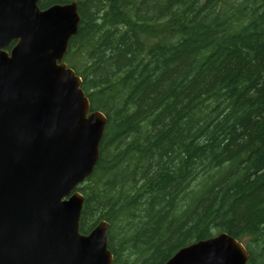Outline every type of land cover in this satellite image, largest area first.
Returning a JSON list of instances; mask_svg holds the SVG:
<instances>
[{
    "label": "trees",
    "instance_id": "obj_1",
    "mask_svg": "<svg viewBox=\"0 0 264 264\" xmlns=\"http://www.w3.org/2000/svg\"><path fill=\"white\" fill-rule=\"evenodd\" d=\"M79 12L65 62L108 119L81 232L109 222L113 264H166L221 232L264 264V0H83Z\"/></svg>",
    "mask_w": 264,
    "mask_h": 264
},
{
    "label": "water",
    "instance_id": "obj_2",
    "mask_svg": "<svg viewBox=\"0 0 264 264\" xmlns=\"http://www.w3.org/2000/svg\"><path fill=\"white\" fill-rule=\"evenodd\" d=\"M39 1L0 0V264H113L109 224L80 234L84 197L76 192L63 201L93 174L108 124L63 62L78 32V4L41 10ZM249 258L222 233L166 264Z\"/></svg>",
    "mask_w": 264,
    "mask_h": 264
},
{
    "label": "bare ground",
    "instance_id": "obj_3",
    "mask_svg": "<svg viewBox=\"0 0 264 264\" xmlns=\"http://www.w3.org/2000/svg\"><path fill=\"white\" fill-rule=\"evenodd\" d=\"M215 1V0H214ZM191 2V1H190ZM204 2V1H203ZM208 3V2H207ZM256 3V2H255ZM180 6V5H179ZM196 6V5H195ZM210 8V7H209ZM208 8V9H209ZM252 8V7H251ZM94 9V8H93ZM207 11V10H206ZM252 11V10H251ZM255 11V10H254ZM116 12V11H115ZM205 18V17H204ZM169 19V18H168ZM201 19V18H200ZM199 21V20H198ZM207 24V23H206ZM152 25V24H151ZM237 25V24H236ZM202 26V25H201ZM208 26V25H207ZM220 26V25H219ZM228 26V25H227ZM150 32V31H149ZM203 33V32H202ZM194 36V35H193ZM213 37V36H212ZM195 38V37H194ZM247 39V38H246ZM252 42V41H251ZM218 46V45H217ZM214 48V47H213ZM248 48V47H247ZM262 54V53H261ZM250 56V55H249ZM258 59V58H257ZM254 60V59H253ZM261 70V69H260ZM117 83V82H116ZM169 100V99H168ZM121 104V103H120ZM121 107V106H120ZM184 110V109H183ZM247 111V110H246ZM195 119V118H194ZM202 141V140H201ZM113 156V155H112ZM146 158V157H145ZM237 159V158H236ZM146 164V163H145ZM261 164V163H260ZM202 165V164H201ZM139 169V168H138ZM126 174V173H125ZM119 176V175H118Z\"/></svg>",
    "mask_w": 264,
    "mask_h": 264
},
{
    "label": "flooded vegetation",
    "instance_id": "obj_4",
    "mask_svg": "<svg viewBox=\"0 0 264 264\" xmlns=\"http://www.w3.org/2000/svg\"><path fill=\"white\" fill-rule=\"evenodd\" d=\"M57 3H59V2H55V3H52V4H48V6L46 8H43V9H47L48 7H50V6L54 5V4H57Z\"/></svg>",
    "mask_w": 264,
    "mask_h": 264
}]
</instances>
